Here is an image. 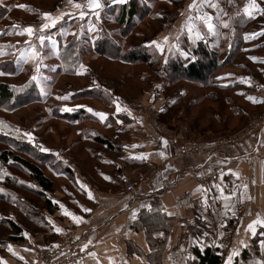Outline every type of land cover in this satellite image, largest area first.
Here are the masks:
<instances>
[{
	"label": "crops",
	"instance_id": "1",
	"mask_svg": "<svg viewBox=\"0 0 264 264\" xmlns=\"http://www.w3.org/2000/svg\"><path fill=\"white\" fill-rule=\"evenodd\" d=\"M145 1L147 12L143 17H150L153 22L159 24V29L156 30L151 40L160 41L163 36L169 35L171 42L185 22L187 5L191 3V0H173L172 3H169V0ZM55 2H58L54 5L56 4L59 13L57 14V10L50 11L54 16L61 12L70 14L69 17L60 21L61 25L72 24L69 23L71 20H77V24L79 21L82 22L79 19V12L83 10L89 13L84 17L87 22L90 21L93 24L91 21L97 18L95 11H99V18L104 22L108 21L114 28L118 26L112 12H116L119 6L123 5L113 3L112 0H101V3L106 6L92 11L87 7L86 0H74V3L84 5L82 9L68 5L67 0ZM217 2L219 9L214 11L212 8L205 7L204 11L211 13L214 17L219 13L220 19L223 21H227L228 18L232 19L230 23L228 22L230 27L224 28L225 31H220L225 37L232 35V29L235 26L240 28L239 33L242 37L264 30V14L258 13L254 14V17H248L244 12V8L250 0H232L231 3L229 0H217ZM257 3L260 4L261 8H264V0H257ZM158 12L161 13L160 16L156 15ZM182 12L185 13L184 16L181 15ZM213 22L217 25L220 24L216 20ZM236 23L238 24L236 25ZM201 27L203 26L201 25ZM49 32H45V34ZM114 35L113 33L111 37L113 38ZM73 36L72 34L65 43L58 44L59 53L62 52L65 44ZM222 36L219 35L218 38L208 37L209 48L217 49ZM244 37L242 40H244L247 54V57L244 56L246 63L242 61L238 64H225L220 68L238 67L244 71H221L219 69L215 72V82L221 92L229 90L233 94L232 96L240 97L244 102L259 110L247 112L245 108L236 106L232 97L228 96L231 93L223 95V97L220 94L215 98L206 95L209 100L215 101L221 108L224 103L232 104L233 102L230 110L236 112L241 109L243 118H241L242 121L234 125L236 128L232 130H214L210 127L208 129L211 130L210 135L206 137H203L202 128L190 125L191 121H185L179 125L181 118L178 116L183 112L185 114L186 111L184 110L190 104L186 101L187 90L184 87L179 93L176 90L168 92L165 90L167 85L165 77L151 76L141 71L139 78L146 85L141 88L139 96L131 99L120 90L119 86H123V80L100 78L95 65L92 63L99 58H105L116 62L118 65L134 64L121 59H114L112 56L98 55L94 48H91L89 50L92 53L87 59H81L66 69L63 67L59 54L57 55L60 65V78H80L77 76V70L83 63L87 65V70L90 72L89 79L83 81L79 86L87 90L89 95L86 97L88 96L90 101L94 99L100 105H91L90 102L89 105L85 103L75 105L96 108L95 111L108 114L107 120L103 122L96 116L80 118L77 114L86 107H77L79 109L74 111L68 119L70 122L78 119H89L84 128L75 130L74 134H69L66 139L72 137L71 141L69 145H65L71 149L77 147L79 151L84 153V159H70L63 143L60 146H54L43 140L45 132L41 135H33L41 137L39 144L50 149L46 153L64 154V156H59V161H62L63 166L69 168V171L64 170L63 167V169H54V171L51 167L44 170L58 174V178L66 180L67 184L62 183L61 185L60 183L61 195L53 192L55 191L53 187L48 192L50 201L55 204L56 209L50 213L43 210V220L48 227L52 226L49 223V218H51L56 227L65 225L76 228L79 237L78 244L82 248L87 244L86 249H89L80 264H125V262L127 264H180L177 259H191V248L194 245L203 247L205 244L223 249L221 264H225L233 247H238L240 251L239 256L234 257L233 261L238 259V262L242 264H258L259 261L264 260V251L260 248V241L264 240V235L261 234L264 232V227L256 225L257 233L254 236L250 231L246 232L248 224L253 220L258 217L264 219V126L252 132L247 131L250 124L243 123L247 119L253 121L257 115L263 113L261 108H264V103L250 101L247 97L252 96L257 101H264V35H257L254 39L248 40ZM84 39L87 41L86 38ZM182 39L184 40L182 47L187 51V38L182 37ZM148 43L145 41L143 44L150 54L151 60L155 59L159 62L158 66L164 67L165 62L162 55L154 48H150ZM170 55L171 53L167 51V46H165L163 56L168 57ZM177 55L179 56V54ZM251 57L258 59L252 60ZM142 66L152 69L147 65ZM241 78L250 80V83L241 82ZM183 81L185 84L196 82ZM93 82L99 84L100 88L96 89ZM70 83H68L71 85L70 87H74L73 81ZM198 84L203 87L199 82ZM157 85L160 87L157 88ZM104 89L108 90L107 94ZM82 95L74 98H81ZM195 98L201 99L200 96H196L192 97V100H199ZM134 100L143 102L145 109L137 112L134 109ZM113 101L120 103L122 107L126 105L131 109L135 119L125 112L116 113ZM182 101L183 104H181ZM175 107H178L176 110L178 120L175 121L179 126H167L174 122L175 117L172 110ZM161 108L164 111H160ZM221 112L220 110L217 111L216 116ZM213 116H215L214 113ZM182 117H186L188 120L187 116ZM227 117L228 121L230 119L240 120L241 116L229 114ZM118 120L123 121V124H118L116 122ZM243 125L246 129L241 131L240 128ZM161 137L168 141L166 147ZM227 137L232 143L219 146V140ZM102 139L106 140L107 143H104ZM191 144H195L193 151L187 150L192 147ZM132 145H137V147H132ZM160 152H164L165 155L160 156ZM139 153L147 154L148 159L132 158L133 155ZM68 159H70V163ZM221 172L224 173L223 177H221ZM101 173L110 176L111 180H105ZM201 180L204 184L200 182ZM77 181L88 185L94 194V200H89L86 192L80 188ZM128 183L133 187L130 192L125 189V185ZM216 184H220L224 188V194L229 196V207L236 212L235 216L232 215L231 211L225 209L223 199H213L221 195L214 187ZM245 184L247 188L244 187ZM203 189H210L206 193L208 206L204 202L205 193ZM233 191L235 195H232ZM185 192L189 194L183 196ZM56 201L65 205L69 211L82 216L83 222L77 224L70 217L63 215ZM141 204H151L152 211L149 212L146 208H141ZM81 206L91 208L92 211L85 213L81 210ZM133 209H139L136 220L130 218ZM226 212L227 214H225ZM168 213H173V215ZM14 214L16 215V213ZM154 218H158V222H155ZM11 219L19 220V218L16 219V216ZM221 224L224 226L221 227ZM24 229L21 240H11L9 243L15 252L24 257V260H20L18 256L8 251L1 252L0 256H3L8 264H25V262L27 264H42L34 254L36 242L33 241L28 230ZM199 229H207L206 231L203 230V236L206 237L205 233L209 234V242L204 243L200 239ZM221 231L225 232L223 237L219 235ZM25 232L29 233L28 237H25ZM41 233L44 232H39L40 235H42ZM158 233H163V235H158ZM241 240L248 246L245 247L244 244L239 243ZM89 241L91 242L89 243ZM222 244L224 247H221ZM253 245L256 252L240 258L243 249ZM26 249H31V251Z\"/></svg>",
	"mask_w": 264,
	"mask_h": 264
},
{
	"label": "rangeland",
	"instance_id": "2",
	"mask_svg": "<svg viewBox=\"0 0 264 264\" xmlns=\"http://www.w3.org/2000/svg\"><path fill=\"white\" fill-rule=\"evenodd\" d=\"M57 0H2L3 6H5V9H8V12L3 20H0V47L2 48L0 50V68H3L6 73H11L10 75H0V81H5L8 83H11L18 86H23L22 88L24 90H27V88L30 86L29 81L32 75L36 74L35 72V63L31 60H21L19 64L16 63L17 58L20 57V51L26 50L28 48V44L25 43V41H31V43L36 44V46L39 48V41L37 39V36L40 34L39 32L36 33L33 37L29 38L26 33H22V29L27 26H32L36 29L39 28V25L43 21V17L40 16L41 13L44 12H50L53 10H57V7L54 5V3ZM18 5H25L26 7H18ZM27 11V13H25ZM39 14H37L36 12ZM215 11V9H214ZM59 11L57 10V14ZM72 15V14H71ZM217 15V14H216ZM104 17V16H103ZM101 18L93 19V24L90 23V21L82 20V22H78L77 20H71L68 25H61V22L57 24L55 28H51L49 30H46V35L52 36L57 41V47H59L58 44L65 43L73 34V37L77 38H86L87 41H83L80 43V46H85L88 50H83V55H81V59L85 60L88 58L89 55H91V48L94 47L95 40L97 41L99 37V33H102L104 36L109 37L111 41L113 33L115 34L113 38L115 39V42L121 43V50L130 52L131 50H137L138 46H141V43L143 42H149L151 41V37L155 34L156 30L159 29V24L153 22V20L150 19V17H143V15L139 18L135 17L134 23L125 30L126 33L124 36H121L119 28H114L111 26V24L107 21L104 22ZM231 18L227 19V22L230 23ZM238 23H236L237 25ZM18 26V27H14ZM83 26V27H81ZM94 26V27H93ZM220 30L219 32L225 31L223 26L221 24L218 25ZM61 28L65 29L64 33L61 34L60 30ZM91 29V31H90ZM236 29H238L237 26H235L232 29V35L230 36H224L220 32V37L222 36L221 40L219 41L220 44L218 45L217 49H219V62H232L237 63L239 61H244L247 57L245 46H244V40H242L241 35L237 34ZM106 32H109L108 35L104 34ZM95 33V34H94ZM117 33V35H116ZM247 35V34H246ZM238 36L240 37V44H239V54H237L235 57L233 55L234 50L233 48H229V45H232V42H236ZM73 37L71 39H73ZM62 42V43H60ZM114 42V41H113ZM247 42V41H245ZM249 43L251 41L249 40ZM46 47L42 49V55L45 57L43 60L44 65H48L49 67H42L40 69V72L43 74V76L50 77L49 80L45 81V92L47 95H42L40 93L39 88L35 85V82H32L31 84L34 88V93L31 96V100L22 106H12L11 103H8L6 105H3V107L0 108V135L2 137H5L7 139H4L0 143V151L4 150L5 148H11L14 149L17 147L16 145H19V143H23L25 146H28L27 152L20 153L21 155H34L33 157H37L36 153L37 151H41L39 147L36 145H40V138L34 136V142H29L26 138L23 139H17V136L22 137L23 133L28 131L31 132L33 135H41L44 134V141H48L50 145L54 146H60L61 143L65 145H69L71 138L67 140L66 138L71 133H75V130H79L80 128H84L87 125V122L89 121V116H94L93 114L87 112V110L84 108L83 113L81 117H88L86 119H78L73 122H70L68 119H70L72 113L74 111H64L61 112L59 109L61 107H68V108H75L76 110L79 109L75 104L85 103L89 105V102L91 105H100L94 99H91L90 101L89 97L86 95L87 90L81 88L82 86H79L83 83V81L89 79L90 72L87 70L83 75H78L80 78L76 77H62L60 78V72H59V61L57 60V55L52 54V49L49 45V42L45 41ZM246 46L248 45L245 44ZM263 47V46H262ZM149 48V47H148ZM241 54V55H240ZM110 55V54H109ZM108 55V56H109ZM150 55V54H149ZM246 55L245 59L244 56ZM111 56V55H110ZM231 60V61H230ZM84 64V63H83ZM95 68L97 69V74L100 76V78H114L116 80H123V86H119L120 90L124 94H126L129 98H136L139 96L140 90L142 87L146 85L144 81H142L139 78L140 72H146L149 75H155L157 77L162 76L163 69H160L159 66L150 68H145V66L142 65H129V64H121L118 65L114 61L106 60L105 58H99V60H95L94 63ZM86 65V64H84ZM87 66V65H86ZM55 68V71L52 69ZM221 71L224 70H234L236 72H243L244 70L239 69L238 67H226L220 69ZM3 71V70H2ZM0 70V72H2ZM81 71L80 67L78 68L77 72ZM145 75V74H144ZM70 81H73L72 84H74V87H70L68 83ZM194 84H185L182 79L180 81H177L176 84L171 88L170 91H177L178 93L183 89V87L187 90V97L186 101L189 102L185 108L184 111L185 114H180L178 117L181 118V121H179V125L183 122L191 121L192 127H198L203 129V137H206L210 135V131L208 130L210 127L214 130H232L236 128V124L239 123V121H242V110L239 109L238 111H232L230 110V106L233 105V102L236 106H239L240 108H245L247 112H255L259 109L249 105L248 103L244 102L240 97L232 96L233 94L231 91L226 90L223 92L216 91L217 95L220 96V94L225 96L229 93H231L233 102L232 104L224 103L223 107H219L218 103L215 101H211L206 97V91L203 87H200L198 82H193ZM71 84V83H70ZM25 85H29L28 87H25ZM78 85V86H77ZM202 85V84H201ZM181 86V87H180ZM80 90H79V89ZM169 92V91H168ZM226 93V94H225ZM80 94H83L81 98H74L75 96H79ZM92 94V93H91ZM58 96H66L67 99L60 100L57 99ZM201 97L195 98L199 99L198 101L192 100V97ZM135 103L138 101L134 100ZM134 103V104H135ZM141 103V102H140ZM142 110L145 109V105L143 102L141 103ZM183 104V101L181 102ZM179 103V106L181 105ZM238 104V105H237ZM221 108V109H220ZM96 109V108H94ZM261 113L262 115H257L253 121L252 120H245L243 122L246 125H249L247 127V131H256L259 127L264 126V108ZM75 110V111H76ZM178 110V107H175L172 112L174 114L175 119L173 120V124H168L167 126H175L177 125V122L175 120L177 119L176 112ZM222 111L220 114L218 113V116H216V112ZM213 113L215 116H213ZM240 113V114H239ZM229 114L232 115H238L241 116L240 120L230 119L227 121V116ZM67 115V116H65ZM187 116L188 120L186 117ZM57 119H56V118ZM80 117V118H81ZM166 118V115L164 116ZM163 117V118H164ZM242 118V119H241ZM227 121V123H226ZM252 121L251 123H249ZM67 123V124H66ZM177 125V126H179ZM243 125L240 130L246 129ZM48 130V131H46ZM246 132V131H245ZM64 136H63V135ZM229 137V136H228ZM223 138L219 140L218 145H228V143H232V141L229 138ZM195 145V144H194ZM191 144L192 147H189V151H193L195 149V146ZM30 148L32 150H30ZM67 151V154H69V158H80L84 159V153L78 150L77 147L69 148L64 147ZM62 149V148H61ZM64 152L66 153V151ZM63 152V151H62ZM53 155L54 160H50L49 162H46L44 164V168H49V163H54L55 161H59V158L57 155L48 153ZM64 154L61 153L60 156ZM43 155L41 160H43ZM70 159H68V162L70 163ZM62 162V161H61ZM59 162V163H61ZM63 164V163H62ZM67 164V163H66ZM14 166H11L10 168H6V165L3 164L0 161V177H3L0 179V189H3L5 193H7L9 190L13 191V193L16 191L18 195L15 193L12 194V197H20L25 196L27 198H30L31 200H34L37 202L39 206H41V201L38 199L35 200V198L31 197L30 194L27 192H22L20 189L6 184L5 180L13 178L16 180L18 184H27L30 187H35L34 183L30 180H26L28 178L27 174H24V172L21 170L20 166H17L16 164H13ZM55 170H60V168H56ZM54 171V169H53ZM16 174V177L13 175ZM45 174L49 176L53 181V189L58 195H61V185L62 183H66L67 181L61 178H58V174L50 173L49 171H45ZM61 183V185H60ZM9 189V190H8ZM126 189V186H125ZM52 192V193H53ZM20 195V196H19ZM0 205L3 209H1L0 206V216L3 217H9L10 219L13 216H16L14 213H17V208H15L13 205H9L6 203L0 202ZM31 214L38 216L39 212L35 211H29ZM40 213L42 214V211L40 210ZM16 219H18V216H16ZM5 226V225H4ZM0 227V232H3L5 234L8 233V228L5 226ZM53 225L48 227L46 222L44 220H41L38 225H26L24 230H28L30 233L33 241L36 242V245H43L47 244L49 242H57L59 240L60 233H57L53 230ZM59 228L63 229L65 225L58 226ZM205 228V226L203 225ZM52 228V229H51ZM203 230L207 229H199L198 234H200V239L207 243L210 241L209 234L203 236ZM37 231V232H36ZM35 232V233H33ZM39 232L42 235L39 234ZM23 237V233H22ZM22 239V238H21ZM32 241V240H31ZM11 242L10 239L7 238L6 235L0 236V253H4L7 251L6 245H8ZM35 245V247H36ZM31 246V245H30ZM34 247V254L35 257L38 259L40 263L42 261L39 259V252L37 251V248ZM50 247V246H49ZM223 250V249H222ZM188 259H177V262L180 264H187ZM43 264V263H42Z\"/></svg>",
	"mask_w": 264,
	"mask_h": 264
},
{
	"label": "trees",
	"instance_id": "3",
	"mask_svg": "<svg viewBox=\"0 0 264 264\" xmlns=\"http://www.w3.org/2000/svg\"><path fill=\"white\" fill-rule=\"evenodd\" d=\"M0 3V20H3L6 16L8 9ZM113 9V8H112ZM111 10V9H110ZM147 12V5L145 0H128L123 5H120L117 11L112 12L114 16V20L118 26V30L121 33V36H124L126 31L135 20V17L139 18L142 15L144 16ZM110 13V12H109ZM237 34L240 35V28L236 29ZM104 33V32H103ZM106 35L109 32L104 33ZM100 39L95 40L94 50L98 55L107 56L111 55L114 59H121L128 63H132L134 65H147L149 67L158 66V61L151 60L148 51L146 50L143 42L141 46H138L137 50H131L130 52L121 50V43L115 42V39L112 38L111 41L109 37L104 36L102 33L98 34ZM86 41L83 37L77 38L73 37L70 41L65 44L64 49L61 53H59V57L63 64L64 68L70 67V65L75 62L81 60V55H83V50L87 51L88 49L85 46H80V43ZM240 37L238 36L236 42H232V45L228 47V49L233 48L234 57L239 54V44ZM2 48L0 47V50ZM237 53V54H235ZM109 55V56H110ZM191 55L196 57L195 60L191 58L185 59L184 57H180L178 55L173 56L172 54L168 59V63L164 65V67H160L163 69L162 76L166 79L165 90L170 91L174 84L177 81L190 80L196 81L202 84L203 88L206 91V95L210 98H215L217 96L216 91H221V89L216 85V77L215 72H217L221 66L225 64H236L232 62H219V49H210L208 44H205L203 41H198L197 44L192 47ZM241 55V54H240ZM231 61V60H230ZM242 61L237 62L240 63ZM2 72L5 70L0 68ZM33 84V83H31ZM30 84L27 90L18 91L21 89V86H15L11 83L0 81V108L3 105L11 103L12 106H22L27 104L31 100V96L34 93V88ZM24 88V87H23ZM25 89V88H24ZM83 113V109L79 111L77 114L78 117H81ZM7 139L0 135V143ZM104 143H107L106 140L102 139ZM109 144V143H108ZM14 149L5 148L0 151V161L6 165V168H10L16 164L21 167V170L24 174H27L28 178L26 180H30L34 183L35 187H30L27 184L22 183L21 185L16 182L15 179L10 178L6 179L5 183L8 185H12L22 192H27L31 195V197L38 199L41 201V206L37 204L36 201L31 200L25 196L20 197H12V194L18 195L15 191L9 190L7 193L4 191H0V202L6 203L9 205H13L17 208L16 216H18L19 220L14 221L9 217L0 216V227L6 226L8 228V233L5 234L0 232V236L6 235L8 239L12 241H18L22 238V231L24 226L26 225H38L41 220H43L44 215L40 213V210H47L49 213L54 212L56 209L55 204H52L50 201V196L48 192L51 191L53 182L45 174L44 164L49 162L50 160H54L53 155L48 154L46 152L37 151V157H33L34 155H21L20 153L27 152L28 146H25L23 143H19L16 145ZM30 150H32L30 148ZM43 155V160H41ZM61 161H55L54 163H49V166L53 169L61 168L69 171V168H65L61 163ZM63 167V168H62ZM16 177V174H13ZM1 206V205H0ZM1 209L2 206H1ZM1 211V210H0ZM29 211H37L39 212L38 216L31 214ZM2 213V211H1ZM155 222H158V218L153 219ZM152 221V220H150ZM4 226V227H5ZM197 227V225H196ZM223 250L219 249L218 246H211L210 244H205L203 247L198 245H194L191 248V259L189 258L187 264H221L223 261ZM252 252H256L255 246H251L243 249L241 252L240 258L246 257L248 254H252ZM232 264H242L238 262V259H235Z\"/></svg>",
	"mask_w": 264,
	"mask_h": 264
},
{
	"label": "snow or ice",
	"instance_id": "4",
	"mask_svg": "<svg viewBox=\"0 0 264 264\" xmlns=\"http://www.w3.org/2000/svg\"><path fill=\"white\" fill-rule=\"evenodd\" d=\"M113 3H118V4H124L127 2V0H112ZM173 0H169V3H172ZM232 0H229V3H231ZM0 3H2V0H0ZM67 4L73 6L76 9H82L84 7V5L80 4V3H74V0H67ZM86 5L89 9L91 10H99L104 8L106 5L101 3V0H86ZM18 7H26L25 5H18ZM205 7L207 8H212V9H219V4L217 2V0H191V3H189L187 5V16L185 19L184 24L181 27V30L175 35V38L173 40H171L170 42V37L169 35H165L162 37V40L157 41L155 39L149 41L148 46L150 48H154L155 51H158L163 59L164 62L167 64L168 63V59L169 57L167 56H163L164 52H165V46H167V51L169 53H171L173 56L179 54V56L184 57L185 59L191 58L192 60H195L196 57L194 55H191V49L193 46H195L197 44L198 41H203L205 44L208 43V37H219L220 32H219V28L217 23H214L213 21H219L220 24L223 26V28H229L230 25L227 21H223L220 19L219 13L214 17L211 13L204 11ZM220 11H223L222 9H220ZM244 12L247 14L248 17H254V13H259V14H264V8H261L260 4L257 3V0H250V2L245 6L244 8ZM89 13L86 11L81 10L79 12V19L83 20L85 16H87ZM69 13L67 12H61L59 15H53L51 12H44L42 14L43 16V22L39 25V28L36 29L32 26H27L24 27L22 29V33L24 34L26 33L27 36L29 38L33 37L34 35H36L37 32H39L40 34L37 36V39L39 41V48L36 46V44L31 43V41H25L26 44H28V48L26 50H21L20 51V57L17 58L16 63L19 64L20 61L23 60H28L31 59L34 63H35V72L36 74L32 75L29 81V85L32 82H35V85L39 88L40 93L42 95H47V93L45 92V81L49 80L50 77H46L43 76V74L40 72V69L42 67H49L48 65H44L43 64V60H44V56L42 55V49L44 47H46L45 45V41L47 40L49 42V45L52 49V54L54 55H58L59 51L57 48V41L50 35H46L45 32L46 30H49L51 28H55L57 26V24L64 20L65 17H69ZM95 15L97 18H99L100 16V12L99 11H95ZM157 16H160L161 13L158 12L156 14ZM182 16L185 15L184 12L181 13ZM201 25L203 27H201ZM14 27H18V26H14ZM83 27V26H81ZM94 27V26H93ZM65 31V29L61 28L60 33L63 34ZM91 31V29H90ZM257 35H264V30H261L259 33L253 32L250 34L245 35V39H254ZM182 37H186L187 41H188V50L186 51L184 47H182V44L184 43V40L182 39ZM230 47V45H229ZM250 59L252 60H257L258 58L256 57H251ZM80 69L81 71H78L77 74L78 75H83L85 72H87V66L84 64H80ZM53 71H55V68L52 69ZM11 73H6V72H0V75H10ZM241 82L244 83H250V80H246L245 78H241ZM94 87L96 89L100 88L99 84H95V82H93ZM29 85H25V87H28ZM157 88L160 87V85L156 86ZM18 91H24L23 88L18 89ZM104 92L107 94L108 90L104 89ZM57 99L60 100H64L67 99L66 96H58ZM153 99H155V97H153ZM247 99H249L250 101L253 102H261L264 103V101H257L255 97L252 96H248ZM174 102V101H173ZM113 103H115V112L116 113H120V112H125L128 116H132L133 119H135V117L132 114L131 109H129L126 105L125 106H121L120 103H117L115 101H113ZM77 107H81L84 108L86 107L87 112L92 113L94 116L98 117L100 121H106L107 120V116L108 114L102 111H95L93 108L91 107H87L84 105H79ZM61 112L64 111H75V108H68L66 106L61 107L59 109ZM160 111H164L163 108L160 109ZM118 124H123V121L118 120L116 121ZM2 123V122H0ZM26 138L29 142H34V136L31 132H24L23 136H17V139H23ZM161 140L163 141V144L165 145V147L168 145V141L166 139H164L163 137H161ZM37 147L40 148V150L42 152H49L50 149L47 147H44L43 145H36ZM132 147H137V145H132ZM57 157L59 158L60 154L56 153ZM160 156H164L165 153L164 152H160L159 153ZM132 158L134 159H140V160H146L148 159V155L145 153H139L136 155H133ZM210 159V158H209ZM65 163H67V161H65ZM219 163V161H218ZM209 171H211V169H209ZM229 171H231V169H229ZM101 175L103 176V178L105 180H111V177L101 173ZM224 173L221 172V177H223ZM233 175H236L235 173H233ZM3 177H0V179H2ZM77 183H79L80 188L82 190H84L89 198V200H94V194L92 192V190L88 187L87 184H84L80 181H77ZM163 186V185H161ZM34 187V186H33ZM214 187L217 188V190L220 192V197H215L213 198L215 199H223L225 201L224 207L227 211H231L232 215L235 216L236 212L232 210L231 207H229V196H226L224 194V188L221 187L220 184H216L214 185ZM245 188H247V185H244ZM201 188H203V186H201ZM0 191H3V189H0ZM210 191V189H203V192L205 193L204 195V202L205 205L208 206V197L206 195V193ZM232 195H235V192L233 191ZM249 199H251V197H249ZM57 204H59V207L62 210L63 215L70 217L75 223L79 224L81 222H83V217L82 216H78L75 213L69 211L65 205H63L62 203H60L59 201H56ZM125 207H127V205H125ZM141 208H146L149 212L152 211V206L151 204H141L140 205ZM81 210L85 213L91 212L92 209L88 208V207H83L81 206ZM166 210V209H164ZM139 209H133L132 213H131V219L132 220H136L137 219V213H138ZM169 215H173V213H168ZM227 214V212L225 213ZM49 223L53 225V230L57 233H62L63 229L56 227L54 222L51 220V218H49ZM256 225H261L262 227H264V219L261 218H257L255 220H253L250 224H248L246 232L250 231L251 234L254 236L257 233V229H256ZM224 224H221V227H223ZM262 235H264V232L261 233ZM25 237L29 236V233L25 232L24 233ZM158 235H163V233H158ZM205 235H207V233H205ZM219 235L221 237H223L225 235V232L221 231L219 233ZM77 239H79V237H77ZM91 241H89L90 243ZM239 243L244 244L245 247H247L248 245L243 241H239ZM87 244L84 245V248H87ZM221 247H224V245L222 244ZM7 251L12 253L15 256H18L20 260H24L23 256H20L19 253L15 252L13 249V246L11 244L6 245ZM260 248L262 251H264V240L260 241ZM27 251H31V249H26ZM83 250V249H82ZM90 255H95L94 253H89ZM240 251L238 247H233L232 251L228 254L227 256V260L225 261V264H232L233 262V258L236 256H239ZM109 260L111 261V258H109ZM0 264H8V261L3 257L0 256ZM25 264H27V262H25ZM125 264H127V262H125ZM258 264H264V260H261L258 262Z\"/></svg>",
	"mask_w": 264,
	"mask_h": 264
},
{
	"label": "built area",
	"instance_id": "5",
	"mask_svg": "<svg viewBox=\"0 0 264 264\" xmlns=\"http://www.w3.org/2000/svg\"><path fill=\"white\" fill-rule=\"evenodd\" d=\"M258 14V13H254ZM141 103L134 104V109L137 112H141ZM204 184V182L201 180ZM127 191H132L131 184H126ZM189 193H183V196H187ZM77 230L73 226L63 227V232L59 235V240L56 242H49L43 245H36L39 252V259L43 264H80L81 260L89 252V249L82 248L78 244ZM50 246V247H49ZM83 249V250H82Z\"/></svg>",
	"mask_w": 264,
	"mask_h": 264
},
{
	"label": "water",
	"instance_id": "6",
	"mask_svg": "<svg viewBox=\"0 0 264 264\" xmlns=\"http://www.w3.org/2000/svg\"><path fill=\"white\" fill-rule=\"evenodd\" d=\"M89 10H91V9H89ZM92 11H95V10H92Z\"/></svg>",
	"mask_w": 264,
	"mask_h": 264
}]
</instances>
